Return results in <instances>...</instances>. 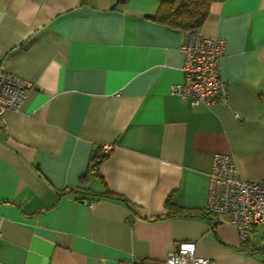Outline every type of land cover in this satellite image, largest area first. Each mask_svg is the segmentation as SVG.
<instances>
[{"label":"crops","instance_id":"obj_1","mask_svg":"<svg viewBox=\"0 0 264 264\" xmlns=\"http://www.w3.org/2000/svg\"><path fill=\"white\" fill-rule=\"evenodd\" d=\"M162 1L0 0V62L33 83L0 126V264L163 260L182 240L216 264H264L261 227L246 252L203 216L215 153L264 179V0L210 5L200 30L224 40L228 87L211 108L170 93L185 34L149 18Z\"/></svg>","mask_w":264,"mask_h":264},{"label":"built area","instance_id":"obj_2","mask_svg":"<svg viewBox=\"0 0 264 264\" xmlns=\"http://www.w3.org/2000/svg\"><path fill=\"white\" fill-rule=\"evenodd\" d=\"M185 41L178 49L183 56L181 82L170 86V93L186 99L191 106L211 108L228 100V87L219 74V60L224 40L205 36L200 28L184 31ZM33 83L9 71L0 62V126L5 125L7 111H19ZM112 145L102 146L105 152ZM204 211L213 218L232 225L241 243L254 249L255 235L262 229L261 246L264 252V179L250 181L239 172L231 153H215L212 158ZM217 224H211L213 230ZM120 264H216L213 259L196 254L194 241L176 242L163 260L128 258Z\"/></svg>","mask_w":264,"mask_h":264},{"label":"trees","instance_id":"obj_3","mask_svg":"<svg viewBox=\"0 0 264 264\" xmlns=\"http://www.w3.org/2000/svg\"><path fill=\"white\" fill-rule=\"evenodd\" d=\"M126 0H118L117 3L125 2ZM213 0H170L162 1L156 12L149 16L151 20L162 23L169 28L176 30L197 29L202 26L209 15L210 5ZM107 156V153L102 152L101 148L95 150L90 158L89 171L96 172L100 162ZM108 196H115L112 192L107 191ZM118 197V196H117ZM165 205L169 207L171 204L167 200ZM206 213V212H205ZM205 217L209 214H203ZM211 223V222H210ZM213 225V223H211ZM241 249L246 252H252L247 243H242Z\"/></svg>","mask_w":264,"mask_h":264}]
</instances>
